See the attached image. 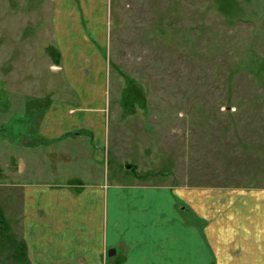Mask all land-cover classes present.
Listing matches in <instances>:
<instances>
[{
    "label": "rangeland",
    "instance_id": "374dc122",
    "mask_svg": "<svg viewBox=\"0 0 264 264\" xmlns=\"http://www.w3.org/2000/svg\"><path fill=\"white\" fill-rule=\"evenodd\" d=\"M93 2L0 0V115L14 111L8 122L0 116V264H29L20 230L27 178L80 188L102 174L109 184L198 192L188 204L202 218L188 221L205 232L214 264H246L250 214L264 210V0H104L107 37L94 64L68 68L61 22L93 16ZM94 71L107 144L84 168V153L75 165L38 126L53 101L71 100L76 77Z\"/></svg>",
    "mask_w": 264,
    "mask_h": 264
},
{
    "label": "crops",
    "instance_id": "0c3cea01",
    "mask_svg": "<svg viewBox=\"0 0 264 264\" xmlns=\"http://www.w3.org/2000/svg\"><path fill=\"white\" fill-rule=\"evenodd\" d=\"M84 1L86 4L95 1L93 3L99 6L95 17H90L93 11L89 10V17L85 19H80L78 14L71 19L65 17L61 22L64 34H60L58 46L68 68L79 67L81 63L92 66L95 52L107 37L104 0ZM64 3L72 6L68 1ZM66 5L64 10L71 11ZM102 59V56L96 59L98 65H103ZM97 72L89 77L86 75L90 73L76 77L71 84L75 91L71 100L53 101L38 126V134L53 141L54 149L67 148L75 165L81 164V153H84L90 162L84 168L93 163L90 159L102 155L107 144L105 97L100 93L103 79L101 75L98 79L93 77ZM13 115L10 109L0 116H5L8 122ZM20 117L21 122L27 124L24 128L28 127L29 114L21 112ZM6 120L2 124L7 123ZM71 134L74 137H70ZM85 134L94 137L93 145H87ZM54 153L64 156L61 152ZM26 180L20 230L29 264L216 263L205 232L188 221V216L192 215L193 219L199 216L188 204L189 198L198 201L202 198L198 192L142 182L109 184L103 174L91 177L87 185L80 188L65 184L63 179L45 182L33 177ZM258 210L259 215L257 211L250 214V222L255 220L254 228L249 231L246 227L242 243L246 264H264V210ZM254 229L257 232L253 233ZM113 250L115 253L110 255Z\"/></svg>",
    "mask_w": 264,
    "mask_h": 264
},
{
    "label": "water",
    "instance_id": "95a60500",
    "mask_svg": "<svg viewBox=\"0 0 264 264\" xmlns=\"http://www.w3.org/2000/svg\"><path fill=\"white\" fill-rule=\"evenodd\" d=\"M128 167H130L129 165H128ZM115 253V251L113 250V251H110V255H113Z\"/></svg>",
    "mask_w": 264,
    "mask_h": 264
},
{
    "label": "trees",
    "instance_id": "16d2710c",
    "mask_svg": "<svg viewBox=\"0 0 264 264\" xmlns=\"http://www.w3.org/2000/svg\"><path fill=\"white\" fill-rule=\"evenodd\" d=\"M0 222H2V223H3V220H2V218H0Z\"/></svg>",
    "mask_w": 264,
    "mask_h": 264
}]
</instances>
